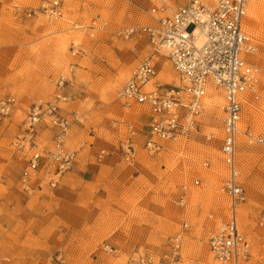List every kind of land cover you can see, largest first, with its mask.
Wrapping results in <instances>:
<instances>
[{"label": "rangeland", "instance_id": "obj_1", "mask_svg": "<svg viewBox=\"0 0 264 264\" xmlns=\"http://www.w3.org/2000/svg\"><path fill=\"white\" fill-rule=\"evenodd\" d=\"M40 1L0 0V97L16 98L23 108L16 112V119L22 123L31 104L50 100L53 85L60 76L67 80L71 78V101L61 106L72 119L74 113L78 118L71 122L67 132V146L78 148L80 145L78 138L73 143L70 141V129L75 126L78 132L85 129V133L89 130L91 135L99 134L100 130L101 137L125 140V126L112 128L109 123L122 120L116 115L117 109L123 107L118 98L119 90L135 66L150 53L148 43L139 33L128 40L111 32L97 33L91 38L87 28L93 21L97 24L106 22L111 31L146 24L149 19L145 14L132 11L129 0H59L61 17H26L25 10L36 7ZM256 1L259 2H256L253 14L252 2L249 5L244 28L257 47V53L249 60L262 70L260 98L256 102L248 100L244 105L236 148L238 182L245 197L235 208V218L238 230L252 245L250 257L242 264H264V220L261 221L264 213V150L247 144L243 136L245 130L264 135V4L260 5L262 0ZM167 2L185 5L189 0ZM73 44L78 52L72 56ZM163 69L169 74L162 76L168 85H177L170 65L165 63ZM219 102L209 106L205 102L198 123L201 133L163 143L157 153L148 154L144 150L148 161L146 167L138 162L137 156L134 161L124 160L122 171L125 175L122 177H140L149 196L146 200L149 213L145 215L140 210L139 214L130 216L135 227L132 236L138 241L134 253L120 257L115 246V255L102 253L97 257L95 250L87 260L77 264H138L139 255L163 252L169 239L176 234H181V264H218L209 251L208 238L233 214L223 190L228 171L220 154L223 114ZM131 110L139 116L146 108L134 106ZM178 113L183 114L184 110L180 108ZM144 121L143 140L148 132V121ZM205 136H211V139L207 141ZM14 144L15 140L13 148ZM195 180H198L197 185ZM146 202L136 198L129 204V209L144 207ZM160 220L166 223L159 225ZM185 223L188 224L186 228ZM110 241L112 237L108 238Z\"/></svg>", "mask_w": 264, "mask_h": 264}, {"label": "built area", "instance_id": "obj_2", "mask_svg": "<svg viewBox=\"0 0 264 264\" xmlns=\"http://www.w3.org/2000/svg\"><path fill=\"white\" fill-rule=\"evenodd\" d=\"M250 3L251 0H189L185 5H175L167 0H155L148 10L152 24L125 28L118 33L125 40L139 33L150 48L149 55L135 66L118 93L125 106L147 109L150 123L145 148L149 153L158 152L162 142L186 139L197 130L205 108L204 98L209 91L221 97L220 154L228 171L223 190L230 200L233 214L208 238L209 251L218 264H241L251 253V244L238 230L235 218V208L245 197L236 167L239 123L247 101L256 102L260 98L262 74L261 68L249 60L257 53L255 42L244 28ZM61 8L59 0H42L36 7L25 10V16L41 15L46 19H56L62 15ZM106 25V22L97 24L93 21L87 28L89 36L93 38ZM71 50L72 56L78 52L74 44ZM160 57L169 62L178 84H155L147 89L146 86L157 75ZM55 84L62 89L67 78L60 76ZM70 98L57 91L50 100L37 101L27 109L15 142L16 149L26 150L29 154L18 182L24 193H31L34 184L40 188L42 182L54 188L75 162L79 147L66 145L72 118L61 106L69 103ZM17 105L13 96L0 97V124L9 120ZM180 108L184 110L183 114L178 113ZM40 123L56 129L51 148L36 141V126ZM128 133L130 137L134 135L130 126ZM243 136L247 144L264 150V135H254L245 130ZM121 149L127 160L133 157L129 138L121 144ZM194 184L197 185L198 180ZM263 220L264 213L261 215ZM187 226L185 223L184 228ZM104 250L108 253L114 251L108 245ZM180 250L181 234H176L169 239L163 252L139 255L136 262L181 264ZM5 261L0 259V264Z\"/></svg>", "mask_w": 264, "mask_h": 264}, {"label": "crops", "instance_id": "obj_3", "mask_svg": "<svg viewBox=\"0 0 264 264\" xmlns=\"http://www.w3.org/2000/svg\"><path fill=\"white\" fill-rule=\"evenodd\" d=\"M153 1H128L132 11L147 16L148 23L111 31L107 24L104 29L97 32L98 35L108 32L116 34L125 28H141L152 24L153 20L149 17L148 10L155 3ZM165 63L169 64L165 58L160 57L157 62V75L146 86L147 89H151L155 84H169L162 78L169 75L162 71ZM174 75L177 78L176 73ZM71 83L69 78L62 89H58L54 83L53 95L60 91L71 97L72 94L69 93L72 89ZM121 105L123 107L119 106L116 115L121 117L123 122L112 121L109 125L112 124V128L125 126V140L101 137L100 130L99 134L90 135L89 130L85 133V129H80L78 132L76 126L71 127L70 141L73 143L75 138L81 140L71 169L60 178L54 188L42 182L40 188L34 184L31 193L22 192L18 184L21 171L27 164L28 151L16 149L15 144L14 148L12 146L21 131L22 123L16 119V112L23 109L20 107L21 104L13 110L6 123L0 124V259L7 260L2 264H77L87 260L95 250L97 257L102 253L115 255V246L118 247L120 257H129L134 253L138 241L132 236L135 227L130 216L139 214L140 210H143L145 215L149 213L146 202L149 196L146 194L147 187L140 177L132 176V179L127 175L122 177L124 160L127 159L123 155L121 144L129 138L134 152L131 159L137 156L138 162L145 164L146 167L148 161L143 151H147L145 143L149 137L150 117L147 109L137 116L131 110L134 106L127 107L123 102ZM77 118L75 116L71 119L72 122ZM144 120L148 121L145 140L142 136ZM129 126L134 130L132 137L128 133ZM193 133H201L200 128L190 133L187 138ZM55 134L56 129L49 125L40 123L36 126V141L42 146L51 148ZM208 137L210 136H205L207 141L210 139ZM162 148L161 145L158 152ZM147 153L149 154L148 151ZM136 198L145 199L146 203L144 207L136 209L133 207L135 212L133 208L129 209V204ZM162 218L163 216H160V219ZM147 219L146 217L145 220ZM152 219L150 216L151 223ZM159 222V225L166 223L162 220ZM110 237L112 241L109 243ZM105 245L112 247L113 253L106 252Z\"/></svg>", "mask_w": 264, "mask_h": 264}, {"label": "bare ground", "instance_id": "obj_4", "mask_svg": "<svg viewBox=\"0 0 264 264\" xmlns=\"http://www.w3.org/2000/svg\"><path fill=\"white\" fill-rule=\"evenodd\" d=\"M251 2H252L251 4H252V8H253V11H252V14H253V12H255V9H256V8H255V6H256V2H259V1L254 0V1H251ZM260 3H261L260 5L262 6V4H264V0H262ZM209 92H210V91H209ZM209 92H208V94H207L208 97L206 96L207 98H206V99L204 98V99L206 100V101H205V102H206V105L209 106V105H211L213 102L218 103V102L220 101V102H219V103H220V104H219V108H220V107H221V103H222L221 97H220L219 95H217V94H214V92H212V91H211V92H212L213 94H212V96H211V92H210V93H209ZM217 101H218V102H217ZM205 102H204V103H205Z\"/></svg>", "mask_w": 264, "mask_h": 264}]
</instances>
